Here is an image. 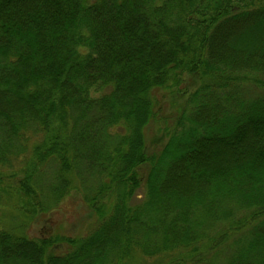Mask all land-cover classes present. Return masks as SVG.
I'll return each instance as SVG.
<instances>
[{"label": "trees", "instance_id": "1", "mask_svg": "<svg viewBox=\"0 0 264 264\" xmlns=\"http://www.w3.org/2000/svg\"><path fill=\"white\" fill-rule=\"evenodd\" d=\"M71 189L85 236L1 215ZM0 217V264H264V0H0Z\"/></svg>", "mask_w": 264, "mask_h": 264}, {"label": "rangeland", "instance_id": "2", "mask_svg": "<svg viewBox=\"0 0 264 264\" xmlns=\"http://www.w3.org/2000/svg\"><path fill=\"white\" fill-rule=\"evenodd\" d=\"M193 81V80H192ZM191 80H188V84ZM193 83L189 85V89L193 90ZM247 88V87H246ZM259 89L255 88L254 91ZM175 104L170 103L167 105V110H173ZM172 121V120H171ZM162 125L157 123H149L144 128V138L147 145H149V151H159L158 148L164 144L166 138L164 137V131H159ZM141 176L146 173V168L140 169ZM40 197L46 198L45 194ZM137 201V199L135 200ZM48 212L41 213L39 210L36 212H30L29 215L24 216L21 213L16 212L12 208H4L3 216L9 225H16L18 228H22L24 232L32 237H80L85 236L92 228H94L98 221L97 215L86 206V202L83 199V194L80 190L71 189L65 194L58 203ZM0 221H3L0 217ZM67 245L64 242H58L50 247L48 251L53 254H61L66 251ZM148 258V257H147ZM141 259V258H140ZM149 257L146 260H140L138 264H151ZM142 261H146L142 263ZM122 264V263H121ZM125 264H129L127 261ZM134 264H137L134 262Z\"/></svg>", "mask_w": 264, "mask_h": 264}]
</instances>
